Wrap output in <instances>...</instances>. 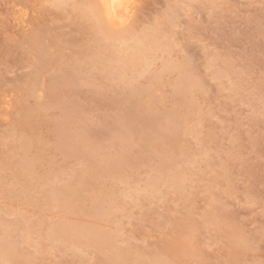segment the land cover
Instances as JSON below:
<instances>
[{
    "label": "rangeland",
    "instance_id": "1",
    "mask_svg": "<svg viewBox=\"0 0 264 264\" xmlns=\"http://www.w3.org/2000/svg\"><path fill=\"white\" fill-rule=\"evenodd\" d=\"M86 7L0 0V264H264V0Z\"/></svg>",
    "mask_w": 264,
    "mask_h": 264
},
{
    "label": "bare ground",
    "instance_id": "2",
    "mask_svg": "<svg viewBox=\"0 0 264 264\" xmlns=\"http://www.w3.org/2000/svg\"><path fill=\"white\" fill-rule=\"evenodd\" d=\"M57 1L59 2V0H57ZM61 1L63 2V0H61ZM86 1H87L86 9L84 11H82L80 8L79 9L81 11L80 13H82V15L83 14L85 15V18L88 17L86 19V21L88 20L90 22L91 20H89V19L95 20L94 24L91 23L92 29L96 33V37H95L96 39L95 40L98 42V40H99V39H97L98 35L104 34L106 39L109 40V42H110V40L115 42L117 39H115L113 37V35H111V34H112V32L116 33V31L124 28L126 25L129 24L130 20L132 19L131 13L133 11V5L135 3V0H86ZM160 31H162V30H160V28H155L153 34H142L134 42V44L131 43L132 45L128 46L129 50H131V51H128V49H126L127 51L125 53H127V54L125 55V57H121L122 56L121 55L120 56L121 58H119L116 61L115 60H113V61H115L116 64L117 63L120 64L124 69L126 66H128L127 67L128 70L130 68L131 70L133 69V71H135L134 69L136 67H138L137 65L140 64L143 67V70L145 71L144 68L146 67V64H147V56L149 55L148 51L153 50V49H157L160 47L166 48L168 46L167 44L165 45V44L161 43V38L163 39V37L160 36ZM99 41L101 42V40H99ZM123 42H124V39H123ZM99 47H101L102 49H105V50H108V49L112 50L115 48V46L113 45V42H111L110 44H107V45L101 44ZM165 48H163V50ZM160 49H158V50H160ZM118 55H120V54H118ZM166 63H165V65H166ZM172 66L173 65L168 64L166 68H171ZM117 69H119V68H117ZM184 82L185 81H181V84H183ZM178 175H179V173H178ZM179 178H180L179 181L181 180L182 182L185 179L184 175H182V173H181V177H179ZM176 180L178 181L177 176H176ZM178 185H180V184H178ZM57 231H58V229H56V232ZM6 245H8V243ZM7 251L11 252V254L13 252L10 250H7ZM121 257L122 256L120 255V252H114L113 262L115 264L117 263V261L120 262L118 259H120ZM4 259H5L4 261L7 263L11 261L9 254H7L4 257Z\"/></svg>",
    "mask_w": 264,
    "mask_h": 264
}]
</instances>
